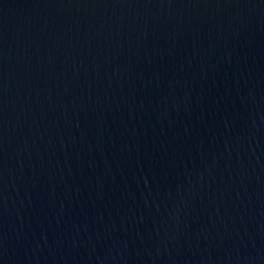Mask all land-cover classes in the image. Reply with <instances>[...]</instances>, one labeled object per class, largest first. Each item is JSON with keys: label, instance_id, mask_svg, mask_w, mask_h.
<instances>
[{"label": "water", "instance_id": "1", "mask_svg": "<svg viewBox=\"0 0 264 264\" xmlns=\"http://www.w3.org/2000/svg\"><path fill=\"white\" fill-rule=\"evenodd\" d=\"M0 264H264V0H0Z\"/></svg>", "mask_w": 264, "mask_h": 264}]
</instances>
